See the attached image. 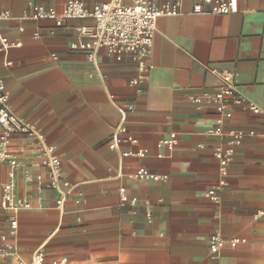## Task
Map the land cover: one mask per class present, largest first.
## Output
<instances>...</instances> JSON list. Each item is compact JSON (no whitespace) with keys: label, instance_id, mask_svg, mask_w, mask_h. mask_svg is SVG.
<instances>
[{"label":"crops","instance_id":"1","mask_svg":"<svg viewBox=\"0 0 264 264\" xmlns=\"http://www.w3.org/2000/svg\"><path fill=\"white\" fill-rule=\"evenodd\" d=\"M77 1L90 8L108 0ZM67 2L0 0V9L17 18L0 21V31L21 42L0 54L10 109L55 147L62 177L72 186L57 208V193L47 187V172L33 151L36 139L11 137L9 152L20 163L13 192L31 209L16 216L15 255L0 254V264H27L37 250L44 264L61 259L65 264H264V215L255 217L264 209V119L239 108L221 118L191 101L219 89V79L209 72L219 68L234 72L239 92L264 112V0H237V11L226 16L193 14L201 0H180L177 17L157 21L147 79L137 85L129 55L118 61L101 50L94 66L84 52L70 48L81 39L80 28H91L93 20H69L62 27L18 20L31 5L61 11ZM119 109L125 110L123 125L136 143L121 141L111 151ZM218 120L224 132L242 135L233 147L228 185L215 204L207 192L217 181L218 164L206 132ZM170 133L177 145L158 147ZM137 150L145 156H122ZM140 167L165 179L136 180ZM26 170L32 182L24 180ZM6 174L0 163V195ZM120 188L136 198V208L119 207ZM9 219L0 214V234ZM214 233L247 242L210 255Z\"/></svg>","mask_w":264,"mask_h":264},{"label":"built area","instance_id":"2","mask_svg":"<svg viewBox=\"0 0 264 264\" xmlns=\"http://www.w3.org/2000/svg\"><path fill=\"white\" fill-rule=\"evenodd\" d=\"M180 0H108L106 3L95 4L87 8L77 0H68L61 11L44 5H31L30 12L19 19L39 21H51L56 26L62 27L69 20L91 19L94 25L91 28H80L81 39L71 44L72 50L85 53L87 60L94 66L97 64V56L101 50L113 55L116 60H121L124 55H129L135 62L137 77L132 81L133 85L147 79L149 71L148 59L152 53L153 39L156 31L157 21L165 17H177L180 14ZM210 6L208 11L202 6ZM237 11V0H201L192 8L193 14L230 15ZM17 19L8 10L0 9V21ZM18 31L23 33V27L19 26ZM36 36V34H35ZM21 42L11 41L0 31V54H6L11 48H19ZM5 66H10L6 62ZM209 72L220 81L219 89L203 98L195 96L191 101L200 107L214 110L221 118H230L233 108L246 110L264 119V112L254 103L245 98L238 90L237 76L234 72L211 68ZM119 123L115 126L108 148L116 151L121 141L135 144L136 141L128 135L123 123L126 112L119 109ZM0 163L7 167V181L1 187L0 214H8V229L0 234V254L15 255V246L11 241L17 232L18 223L16 216L31 209L28 201L16 198L13 192L14 179L20 163L14 155L9 152L11 137L17 134H28L36 139L33 151L38 164L45 168L48 176L47 187L57 193L56 207L61 208L72 192V186L62 177V163L55 152L53 145H48L39 136L36 129L16 116L10 109L9 98L6 92L5 80L0 75ZM206 135L213 140V156L218 164V178L215 185L207 192L210 200L217 204L220 201L221 192L227 187L229 176V164L234 156L235 145L239 144L240 132H224L220 120L210 128ZM121 136H124L121 138ZM178 143L174 133L158 142V147L174 148ZM203 148L202 144L197 146ZM123 157L143 158L145 152H124ZM26 182H32L33 176L26 170L23 173ZM134 178L140 181H159L165 178L155 176L144 167H140L134 173ZM41 178L37 177L36 182ZM119 207L136 208V198L129 197L125 188L118 190ZM264 215V209L256 212L255 217ZM147 222H151L150 211L146 210ZM246 239L241 237L225 238L219 233H214L208 239V250L210 255L218 254L222 249H234L239 245L246 244ZM21 264L20 262H17ZM59 264H65L66 260L61 259ZM27 264H44L42 250H37ZM53 264H57L54 262Z\"/></svg>","mask_w":264,"mask_h":264}]
</instances>
